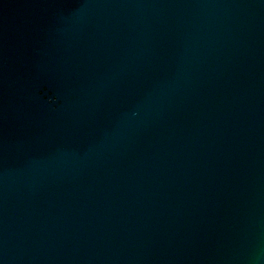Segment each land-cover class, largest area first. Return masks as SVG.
<instances>
[{
	"label": "water",
	"instance_id": "obj_1",
	"mask_svg": "<svg viewBox=\"0 0 264 264\" xmlns=\"http://www.w3.org/2000/svg\"><path fill=\"white\" fill-rule=\"evenodd\" d=\"M0 264H264V0H0Z\"/></svg>",
	"mask_w": 264,
	"mask_h": 264
}]
</instances>
